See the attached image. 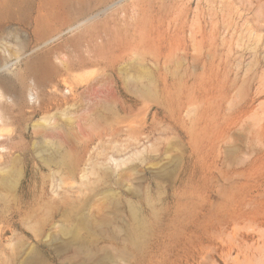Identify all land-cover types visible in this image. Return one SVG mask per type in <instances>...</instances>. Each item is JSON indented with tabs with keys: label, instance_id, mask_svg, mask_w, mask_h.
I'll list each match as a JSON object with an SVG mask.
<instances>
[{
	"label": "rangeland",
	"instance_id": "1",
	"mask_svg": "<svg viewBox=\"0 0 264 264\" xmlns=\"http://www.w3.org/2000/svg\"><path fill=\"white\" fill-rule=\"evenodd\" d=\"M81 3L0 0V264H264V0H123L70 41ZM147 3L179 11L203 65L67 70Z\"/></svg>",
	"mask_w": 264,
	"mask_h": 264
},
{
	"label": "bare ground",
	"instance_id": "2",
	"mask_svg": "<svg viewBox=\"0 0 264 264\" xmlns=\"http://www.w3.org/2000/svg\"><path fill=\"white\" fill-rule=\"evenodd\" d=\"M97 1L99 0H79V2H82L83 7L77 8L79 15L75 19L76 22L68 25L67 34L70 36L66 37L67 40L73 41L74 38H79L91 28L95 17L105 13L108 8H112V6L123 0H119L109 7L88 16L85 20H81L86 14L95 9L96 5L88 4ZM133 12L131 22L122 25L115 24V37L109 40L105 51H99L94 59H87L76 65L67 66V70L74 72L81 69L78 74L82 77L91 73L92 67L96 64L109 66L118 57L124 55L143 56L158 70L159 78L167 81L175 76L176 67L188 62L203 65L207 61L201 50L202 39L198 41L195 36L191 35V32L187 33L185 30L186 19L177 9L167 8L163 4L155 8L151 3H147L146 6L136 4ZM60 32L58 29L49 30L45 33V38ZM97 37L100 39L99 45L104 46V37L102 38L101 34H98ZM46 63L45 53L31 54L23 60L21 69H17V73L20 76L30 72L40 73ZM59 85V82L49 78H45L43 82L45 88L48 86L54 90H57ZM71 88L72 86H70ZM148 89L150 90V88ZM32 94L34 98L37 96V93ZM136 234L138 233H132L134 238Z\"/></svg>",
	"mask_w": 264,
	"mask_h": 264
}]
</instances>
